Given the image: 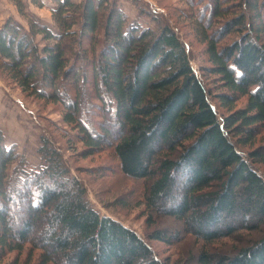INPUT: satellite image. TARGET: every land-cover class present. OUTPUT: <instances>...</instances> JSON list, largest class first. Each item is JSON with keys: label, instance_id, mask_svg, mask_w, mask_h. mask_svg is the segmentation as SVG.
<instances>
[{"label": "trees", "instance_id": "1", "mask_svg": "<svg viewBox=\"0 0 264 264\" xmlns=\"http://www.w3.org/2000/svg\"><path fill=\"white\" fill-rule=\"evenodd\" d=\"M51 1L55 31L29 16L24 0H8L26 28L10 17L0 24V74L61 106L69 145L81 143L86 155L109 149L125 177L145 183L150 223L163 216L180 226L142 237L93 209L47 136L35 168L0 137V256L26 249L28 262L37 253L34 264H264V143L256 144L264 0H180L188 12L177 18L203 45L199 76L166 23H128L116 0ZM23 206L22 217L12 214ZM185 234L197 249L172 262L149 243Z\"/></svg>", "mask_w": 264, "mask_h": 264}, {"label": "rangeland", "instance_id": "2", "mask_svg": "<svg viewBox=\"0 0 264 264\" xmlns=\"http://www.w3.org/2000/svg\"><path fill=\"white\" fill-rule=\"evenodd\" d=\"M41 1L44 6L37 8L30 3V0H24L27 4V13L40 24L55 31L51 18V8L54 7V3L51 0ZM73 1L78 3L81 0ZM6 2L11 5L8 0ZM116 4L126 15L128 23L150 29H155L159 23H166L171 27L183 42L190 56V65L194 73L199 76L198 68L203 45L194 38L190 30V21L187 18H177L182 9L188 12L185 3L180 0H116ZM8 8L6 5L0 6V17L3 12L9 13ZM13 10L16 12L15 8ZM16 16V18L9 17L26 28V22L17 12ZM0 88L4 92L3 98L0 99V137L5 147L13 145L20 158L24 159L29 167L35 168L41 164L36 149L40 137L45 135L62 152L70 170L68 176L80 179L85 187V199L101 216H109L120 221L142 237L154 228L171 232L179 228L180 224L168 217L155 216L153 223L147 220L143 205L145 183L125 177L117 169L116 160L109 149L86 155L83 153L84 147L81 143L76 142L73 145L67 143L63 132L69 136L73 132L62 126L59 104L35 100L2 74H0ZM240 103H243V100ZM260 143H264V129L256 140V144ZM261 167L264 172V166ZM24 212L23 206L14 210L12 214L19 218ZM149 243L161 260L169 257L171 262L183 259L189 251L195 252L197 249L194 239L186 234L167 246L156 241ZM36 254L34 252L31 261L28 262L26 249L20 253L8 252L0 256V264H11L15 260L17 264H34Z\"/></svg>", "mask_w": 264, "mask_h": 264}, {"label": "crops", "instance_id": "3", "mask_svg": "<svg viewBox=\"0 0 264 264\" xmlns=\"http://www.w3.org/2000/svg\"><path fill=\"white\" fill-rule=\"evenodd\" d=\"M4 1V2H3ZM4 5H6V6H8L9 8H8V10H9V13H6V14H4V12H3V14L1 15V17H0V24L5 20V19H7V17H9V16H11V17H14V18H16L17 16H16V12H14V10H13V6L12 5H8L7 4V2H6V0H0V6L2 7V6H4ZM3 94H4V92L1 90V88H0V99H2L3 98ZM5 101V100H4Z\"/></svg>", "mask_w": 264, "mask_h": 264}]
</instances>
